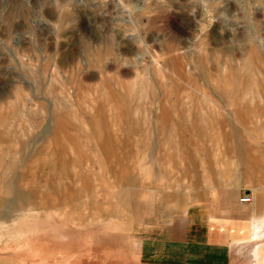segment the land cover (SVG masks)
Instances as JSON below:
<instances>
[{"label":"rangeland","instance_id":"rangeland-1","mask_svg":"<svg viewBox=\"0 0 264 264\" xmlns=\"http://www.w3.org/2000/svg\"><path fill=\"white\" fill-rule=\"evenodd\" d=\"M262 170L264 0H0V264H264L170 229Z\"/></svg>","mask_w":264,"mask_h":264},{"label":"crops","instance_id":"crops-1","mask_svg":"<svg viewBox=\"0 0 264 264\" xmlns=\"http://www.w3.org/2000/svg\"><path fill=\"white\" fill-rule=\"evenodd\" d=\"M223 171L221 179L224 177L226 181L228 171ZM248 181L254 185L247 187L244 182ZM248 181L241 180L238 185H219L197 198L184 211L174 212V226L168 224L172 225L174 244L191 249L214 248L248 236L250 241L263 236L264 170ZM244 195H249L252 202L241 203L240 198Z\"/></svg>","mask_w":264,"mask_h":264},{"label":"built area","instance_id":"built-area-1","mask_svg":"<svg viewBox=\"0 0 264 264\" xmlns=\"http://www.w3.org/2000/svg\"><path fill=\"white\" fill-rule=\"evenodd\" d=\"M240 202L241 203H246V204H249L252 202V199L249 195H244L240 198Z\"/></svg>","mask_w":264,"mask_h":264},{"label":"clouds","instance_id":"clouds-1","mask_svg":"<svg viewBox=\"0 0 264 264\" xmlns=\"http://www.w3.org/2000/svg\"><path fill=\"white\" fill-rule=\"evenodd\" d=\"M141 39H144V37H141Z\"/></svg>","mask_w":264,"mask_h":264}]
</instances>
